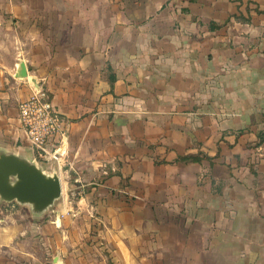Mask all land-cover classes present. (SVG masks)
Listing matches in <instances>:
<instances>
[{
  "label": "crops",
  "instance_id": "obj_1",
  "mask_svg": "<svg viewBox=\"0 0 264 264\" xmlns=\"http://www.w3.org/2000/svg\"><path fill=\"white\" fill-rule=\"evenodd\" d=\"M27 6L0 70V151L35 157L18 111L34 79L65 119L66 212L93 216L110 252L80 264H264V0Z\"/></svg>",
  "mask_w": 264,
  "mask_h": 264
},
{
  "label": "rangeland",
  "instance_id": "obj_2",
  "mask_svg": "<svg viewBox=\"0 0 264 264\" xmlns=\"http://www.w3.org/2000/svg\"><path fill=\"white\" fill-rule=\"evenodd\" d=\"M27 14V0H0V70L21 56L17 46L27 37L26 30L31 25ZM0 79L6 81V75L0 72ZM12 105H7L6 112L14 115ZM78 192L77 183L63 182L67 203L58 201L40 215L34 214L30 205L0 198V264H80V258L85 256L109 257L106 245L93 239L95 235L88 231L93 216L84 212L70 219L66 212L77 207ZM58 210L64 211L63 217ZM55 257L64 261L54 263Z\"/></svg>",
  "mask_w": 264,
  "mask_h": 264
},
{
  "label": "water",
  "instance_id": "obj_3",
  "mask_svg": "<svg viewBox=\"0 0 264 264\" xmlns=\"http://www.w3.org/2000/svg\"><path fill=\"white\" fill-rule=\"evenodd\" d=\"M28 77L26 64L22 61L19 63L16 78ZM33 84L38 88L34 79ZM34 155L31 161L13 153L0 151V198L6 202L30 205L33 213L40 215L50 210L61 199L63 186L57 174L56 161L47 158L41 162L53 165V174H48L39 166L41 163L37 161L35 153Z\"/></svg>",
  "mask_w": 264,
  "mask_h": 264
},
{
  "label": "built area",
  "instance_id": "obj_4",
  "mask_svg": "<svg viewBox=\"0 0 264 264\" xmlns=\"http://www.w3.org/2000/svg\"><path fill=\"white\" fill-rule=\"evenodd\" d=\"M19 122L24 140L41 160H55L64 166L68 156L65 119L58 113L49 92L38 86L19 104Z\"/></svg>",
  "mask_w": 264,
  "mask_h": 264
}]
</instances>
